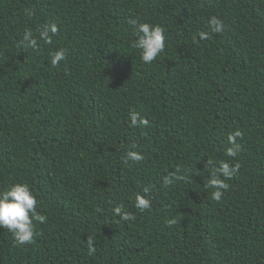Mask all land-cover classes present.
Here are the masks:
<instances>
[{
  "label": "trees",
  "instance_id": "1",
  "mask_svg": "<svg viewBox=\"0 0 264 264\" xmlns=\"http://www.w3.org/2000/svg\"><path fill=\"white\" fill-rule=\"evenodd\" d=\"M131 19L164 29L150 64ZM53 22L50 43L21 47ZM208 159L240 165L220 201ZM13 183L47 220L24 246L0 229V264H264V0H0V190Z\"/></svg>",
  "mask_w": 264,
  "mask_h": 264
},
{
  "label": "clouds",
  "instance_id": "2",
  "mask_svg": "<svg viewBox=\"0 0 264 264\" xmlns=\"http://www.w3.org/2000/svg\"><path fill=\"white\" fill-rule=\"evenodd\" d=\"M25 14L28 16L34 15V10L31 8L25 9ZM133 28V33L136 37L132 47L139 50L140 59L150 64L155 60L165 49V35L164 29L159 25H152L150 23H141L138 19L129 20ZM207 26L211 33H221L224 31V23L216 16H212ZM38 36H34L32 31H26L23 34L21 47L38 48V42L44 41L50 43V37L55 35L59 28L57 24L44 23L37 29ZM209 33L201 32L200 39H207ZM66 59V50L59 49L51 56L50 63L53 67L59 66L61 61ZM130 123L132 126H147L149 121L141 117L139 113L130 112ZM241 135L240 132L230 134L228 137L229 147L226 150L228 157H235L239 145L236 144V138ZM126 159L132 161H140L143 159L141 153L129 150ZM207 172L209 176L208 186L214 191L211 193V198L215 201H220L224 192L228 190L229 185L225 182L226 179L233 178L238 172L239 163H230L227 160L214 161L208 159L206 162ZM179 169L167 174L164 179V185H170L174 180H184L186 177L179 174ZM223 177V179L221 178ZM38 200L36 195L30 190L25 183H13L6 189L0 190V229H7L11 233L15 246H24L33 242L35 235V224L45 223L46 215L37 211ZM135 208L141 212L148 209L150 201L144 195H137L135 197ZM114 214L119 216L122 220H134L135 216L131 213L124 212L122 207H115ZM175 221H173L174 223ZM87 249L89 254H95L96 247L92 237L87 238Z\"/></svg>",
  "mask_w": 264,
  "mask_h": 264
}]
</instances>
